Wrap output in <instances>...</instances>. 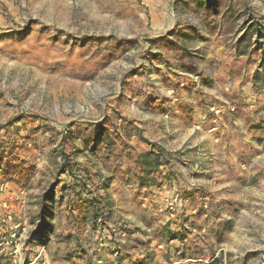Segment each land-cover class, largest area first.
<instances>
[{"label":"rangeland","instance_id":"rangeland-1","mask_svg":"<svg viewBox=\"0 0 264 264\" xmlns=\"http://www.w3.org/2000/svg\"><path fill=\"white\" fill-rule=\"evenodd\" d=\"M219 36L262 48L264 0H0V208L23 234L0 264H264V144L219 175L206 133L237 107L178 117L182 91L217 81ZM193 215L209 252L183 236ZM237 229L252 248L220 249Z\"/></svg>","mask_w":264,"mask_h":264},{"label":"crops","instance_id":"crops-1","mask_svg":"<svg viewBox=\"0 0 264 264\" xmlns=\"http://www.w3.org/2000/svg\"><path fill=\"white\" fill-rule=\"evenodd\" d=\"M187 40V37L180 38V42L183 44ZM236 40L234 41L232 37L227 38L225 36L214 38L213 46L210 47L214 53L212 54L213 59L221 60L226 58L223 64L221 63L220 68L219 66L216 67L217 81L215 80V82L207 84L196 91L187 90L184 93L182 91L177 100L180 101L182 99L181 102H184L179 104V108L181 109V113L178 115L179 119L183 120L184 117H191V123L198 126L201 125L204 128L212 125V121L216 119V115L210 112V109L216 108L214 104L217 103L216 105H223L224 107L227 105L237 107L238 110L236 112L225 111L221 116L223 118L221 126H218V128H216V125L213 126V129L218 130L217 136L215 135L216 137L213 135L214 133H206L207 139L215 141L216 138L219 141V144L217 143L216 145L212 141V148L215 150L214 156L217 158V161L209 165L212 169L215 168L216 173L218 172L219 175L224 174V170H222L224 165L229 166L228 170H236L237 167L235 165H238V156L250 154L252 150H259L260 144H264V85L260 87L254 86L252 77L255 69L249 72L253 67L252 65L255 64V66L257 65V70L264 73V64H261V61H264V46L252 54L249 52H238ZM168 46L173 48L171 44ZM241 84L242 86L240 87L239 85ZM164 97L169 96L166 94ZM177 101L166 100L163 104L177 103ZM191 109L192 113L190 114L189 110ZM183 110L187 112L183 114ZM176 120L178 124H182L178 119ZM190 139L192 140V144L196 141L197 144L199 140L198 137L194 139L193 136ZM222 181L223 186L230 184L228 182L237 183L236 179L229 181L222 178ZM196 182L197 185L202 184L198 179ZM208 182H211V180L208 179ZM192 219L195 220L193 222V230L189 235L183 234L184 238L188 240L187 236L190 237L191 241H189V245L192 251H211L215 248L211 243L213 241L211 239L212 234L208 233L206 236H203L202 233L204 228L202 226L205 225L203 220L206 218L200 215H193ZM179 227L181 229V226ZM231 234L232 236L235 235V243H225L220 249L240 252L250 249L251 246H248L253 243L249 242L250 238L247 237L246 230L241 232L237 229L236 231H232ZM240 237H242V240H240Z\"/></svg>","mask_w":264,"mask_h":264},{"label":"built area","instance_id":"built-area-1","mask_svg":"<svg viewBox=\"0 0 264 264\" xmlns=\"http://www.w3.org/2000/svg\"><path fill=\"white\" fill-rule=\"evenodd\" d=\"M2 170L3 168L0 167V206L3 205L4 207L8 205L11 199H6L9 193V187L5 178L2 177ZM10 198H12V196ZM11 219L12 211H9L6 207L0 208V252L7 251L16 259L17 256H21L23 251V234L20 232L21 227H19V224L14 223V226L13 224L9 226L8 222H11ZM261 257L264 261V253L261 254Z\"/></svg>","mask_w":264,"mask_h":264},{"label":"trees","instance_id":"trees-1","mask_svg":"<svg viewBox=\"0 0 264 264\" xmlns=\"http://www.w3.org/2000/svg\"><path fill=\"white\" fill-rule=\"evenodd\" d=\"M148 155V153H147ZM63 166H65V164H63ZM54 190H53V186H51V190H50V193H52Z\"/></svg>","mask_w":264,"mask_h":264}]
</instances>
